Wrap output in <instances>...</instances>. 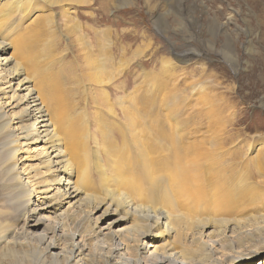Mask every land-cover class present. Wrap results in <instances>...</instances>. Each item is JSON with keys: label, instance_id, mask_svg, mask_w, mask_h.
I'll use <instances>...</instances> for the list:
<instances>
[{"label": "bare ground", "instance_id": "bare-ground-1", "mask_svg": "<svg viewBox=\"0 0 264 264\" xmlns=\"http://www.w3.org/2000/svg\"><path fill=\"white\" fill-rule=\"evenodd\" d=\"M29 1L21 19L31 18ZM39 1L45 10L86 3ZM44 14L34 17L35 24L19 32L13 45L0 34V193L14 204H0V241L13 262L21 261L16 246L33 245L64 264H248L264 250V151L146 150L154 136L149 141L152 131L146 135L145 129H151L154 114L140 105L121 120L139 150L115 151L121 145L113 144L100 151L99 138L106 143L112 138L109 124L117 125L118 113L102 91L99 102L107 105H99L109 111H95L94 122L81 103L87 95L94 103V92L85 94L77 84L81 57L66 64L51 60L58 46L45 40L42 24L55 17ZM1 20L0 28L6 26ZM73 25L75 32L78 24ZM78 42L81 62L92 70L89 82L109 83L108 74L94 75L88 42L81 37ZM174 101L179 108V90ZM220 102L201 94L196 106L216 122L222 118ZM126 128L119 127L122 135ZM223 143L228 144L224 138Z\"/></svg>", "mask_w": 264, "mask_h": 264}, {"label": "rangeland", "instance_id": "rangeland-1", "mask_svg": "<svg viewBox=\"0 0 264 264\" xmlns=\"http://www.w3.org/2000/svg\"><path fill=\"white\" fill-rule=\"evenodd\" d=\"M31 1L26 7L31 18L21 19L26 0L14 3L0 0V13L4 12L0 19L6 24L0 28V34L13 45L11 41H15L19 32L35 24L32 22L35 18L38 20L36 16L51 12L55 19L42 20L46 22L42 24L45 25L43 32H47L44 38L56 40L58 48L56 57L48 61L66 60V64L75 56L81 57L77 84L85 94L94 92V103L86 101L88 95L81 102L94 114V122L95 111H109L99 105H107L99 102L100 92L105 91L109 106L118 113L114 116L119 118L117 125L121 129L126 128L121 121L125 111L134 112L136 105L155 115L148 125L150 130L142 124L145 134L160 131V136L166 135L149 133L148 139L153 141L146 150L264 151V0H86L70 8L60 5L49 8L53 10H49V6L45 10L39 0ZM17 2L20 3L16 5ZM71 19L73 21L69 22ZM76 23L77 30L71 31V25ZM79 37L88 42L94 55V75L108 74L112 77L109 83L89 82L87 77L92 70L81 62L84 51L79 49ZM11 51L14 46L8 55L13 53ZM85 85L91 88L84 90ZM192 85L196 87V94ZM178 90L179 108L174 103ZM201 94L221 101L216 107L222 113L221 119L214 122L202 116V109L196 106ZM138 98L142 102H138ZM149 102L153 106H149ZM109 125L112 138L107 137V143L105 138H99L100 151H106L113 144L121 145L115 151L139 150L137 143H131L133 139L128 136L127 128L125 136L117 125ZM223 138L228 144L223 143ZM160 139L165 140L164 144ZM0 197L5 200H0V204L7 208L14 206L1 193ZM4 243L0 241L2 264H49L50 261L64 264L63 261L52 262L42 247L33 245L26 249L16 246L15 254L21 261L13 262ZM248 264H264V250L253 255Z\"/></svg>", "mask_w": 264, "mask_h": 264}]
</instances>
